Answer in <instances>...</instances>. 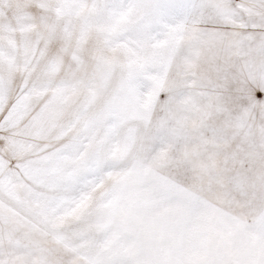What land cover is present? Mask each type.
<instances>
[{
    "label": "snow or ice",
    "instance_id": "obj_1",
    "mask_svg": "<svg viewBox=\"0 0 264 264\" xmlns=\"http://www.w3.org/2000/svg\"><path fill=\"white\" fill-rule=\"evenodd\" d=\"M0 264H264V0H0Z\"/></svg>",
    "mask_w": 264,
    "mask_h": 264
}]
</instances>
